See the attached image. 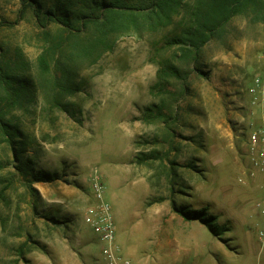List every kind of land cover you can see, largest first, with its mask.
Here are the masks:
<instances>
[{
    "label": "rangeland",
    "instance_id": "1",
    "mask_svg": "<svg viewBox=\"0 0 264 264\" xmlns=\"http://www.w3.org/2000/svg\"><path fill=\"white\" fill-rule=\"evenodd\" d=\"M22 3L0 0V23L16 20ZM51 30L52 37L61 31ZM172 32L121 34L97 62H79L81 86L64 100L66 111L51 107L40 84L35 62L46 41L32 10L17 24L0 26L5 59L20 51L37 87L36 101L12 115L28 142L24 158L59 175L33 182L32 193V177L0 143V264H107L104 243L85 220L97 176L116 217V242L126 251L133 246L165 264L174 261L178 238L196 233L200 240L195 237L185 264H261L250 261L244 225L258 232L264 226L250 215L262 216L247 212L250 198L239 188L252 178L253 131L264 127V107L252 104L250 93L255 78L264 80V23L234 17L223 40L203 49V73L175 56L178 47L159 50ZM169 60L182 75L161 79V62ZM160 107L168 119L148 116ZM174 203L207 208L221 236L197 220L189 225Z\"/></svg>",
    "mask_w": 264,
    "mask_h": 264
},
{
    "label": "trees",
    "instance_id": "2",
    "mask_svg": "<svg viewBox=\"0 0 264 264\" xmlns=\"http://www.w3.org/2000/svg\"><path fill=\"white\" fill-rule=\"evenodd\" d=\"M78 5L81 9L77 8ZM29 9L46 41L35 62L40 84L47 91L51 107L66 111L69 104L64 100L81 86L77 64L81 61L97 62L104 52L113 49L118 35L159 32L173 27L175 32L166 36L165 44L159 50L178 47L175 56L203 73L199 65L203 49L213 40H223L234 17L245 16L251 24L264 23V0H23L17 19L4 21L0 26L17 24ZM53 26L61 29L54 37ZM161 63V79L182 75V67L173 60ZM30 65L20 51L5 59L0 45V88L3 93L0 99V143L8 145L13 162H18L16 166L32 177L28 187L35 194L37 188L33 182L54 181L59 175L38 170L32 161L24 158L28 142L12 118L18 106L26 107L36 101V83L28 74ZM186 78L185 75L183 79ZM156 115L168 119L161 107L148 116ZM174 207L185 219L197 220L215 236H221L217 217L209 214L207 208H183L176 204Z\"/></svg>",
    "mask_w": 264,
    "mask_h": 264
},
{
    "label": "built area",
    "instance_id": "3",
    "mask_svg": "<svg viewBox=\"0 0 264 264\" xmlns=\"http://www.w3.org/2000/svg\"><path fill=\"white\" fill-rule=\"evenodd\" d=\"M251 102L255 106L264 107V80L260 77L255 78L250 88ZM256 140L251 149L256 156L253 157V165L249 168V176L256 178L262 176V182L258 183V188L263 190L261 200L256 204L264 218V127H259L253 131ZM245 181L244 178L240 179ZM104 182V181H103ZM97 176L93 181L92 191L95 198L86 210L85 220L93 230L99 235L102 245L103 258L107 264H133L132 260L122 251L121 246L116 242L115 214L110 203L105 198V186ZM260 237L264 240V228L260 229Z\"/></svg>",
    "mask_w": 264,
    "mask_h": 264
},
{
    "label": "crops",
    "instance_id": "4",
    "mask_svg": "<svg viewBox=\"0 0 264 264\" xmlns=\"http://www.w3.org/2000/svg\"><path fill=\"white\" fill-rule=\"evenodd\" d=\"M250 181L248 182L249 184L247 185L246 188H239V190H243V192H245V195H246V199H249L248 202V206H247V212H250V211H256L258 210V216H262L260 210L256 207V204H258V202L261 200L262 196H263V190L262 189H259L257 186H258V183H261L262 180L261 179H254V178H249ZM261 180V181H260ZM242 197V196H241ZM238 197H236V200L235 201H239L237 200ZM260 214V215H259ZM250 215V213H249ZM251 217V223H254L256 224V226L258 225H261L263 224L264 226V218L263 216L261 217L262 219H256L254 218V216L250 215ZM253 217V218H252ZM254 220V221H253ZM193 222H189L188 224L189 225H193V226H196L197 223H194V220H191ZM116 224V222H115ZM205 226V225H204ZM262 226V227H263ZM244 228L248 231H250L251 233V244H250V247L252 248V257L250 259V261L252 262H259L262 260L261 264H264V240L260 237V229H263V228H259L258 229V232H254L250 226V224H245L244 225ZM116 233H117V228H116ZM256 235V236H255ZM197 237L198 241L200 240L199 239V236L196 235V233H193L192 235H189V237H184V238H178V245H177V248H176V257L174 258V261L172 262H166L165 264H185L188 262L187 258L188 255L190 254V247L192 246V250L195 252L196 251V248L194 246H196V244H194L193 242L196 241L197 243V240H195ZM117 238H118V234H117ZM116 238V241L118 242ZM195 240V241H194ZM120 243V242H119ZM121 246V249L122 251L127 255L129 256V258L132 260L133 264H135V261H136V264H160V262H156V260H152V259H148V258H145L144 255H142V253L138 252V250H136V248H134L133 246H129V243H128V246H129V251H126L123 247V245H121V243L119 244ZM197 247V246H196ZM227 251V250H226ZM262 258V259H257L256 258ZM90 258V256H89ZM92 259V258H90ZM88 259V260H90ZM255 260V261H254ZM85 264V260H82ZM87 262V261H86ZM88 264V263H86Z\"/></svg>",
    "mask_w": 264,
    "mask_h": 264
}]
</instances>
